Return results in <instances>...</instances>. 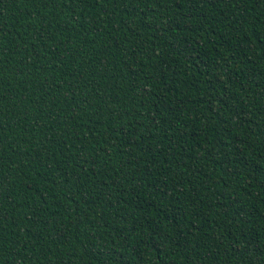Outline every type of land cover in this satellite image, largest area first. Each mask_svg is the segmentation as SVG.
Masks as SVG:
<instances>
[{
    "label": "trees",
    "instance_id": "1",
    "mask_svg": "<svg viewBox=\"0 0 264 264\" xmlns=\"http://www.w3.org/2000/svg\"><path fill=\"white\" fill-rule=\"evenodd\" d=\"M0 264H264V0H0Z\"/></svg>",
    "mask_w": 264,
    "mask_h": 264
}]
</instances>
